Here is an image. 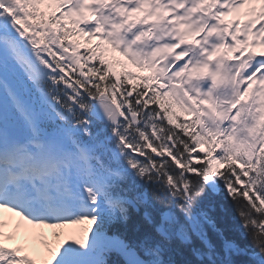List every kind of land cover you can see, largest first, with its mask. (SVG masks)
<instances>
[{"label":"snow or ice","instance_id":"obj_1","mask_svg":"<svg viewBox=\"0 0 264 264\" xmlns=\"http://www.w3.org/2000/svg\"><path fill=\"white\" fill-rule=\"evenodd\" d=\"M0 264H264V0H0Z\"/></svg>","mask_w":264,"mask_h":264},{"label":"rangeland","instance_id":"obj_2","mask_svg":"<svg viewBox=\"0 0 264 264\" xmlns=\"http://www.w3.org/2000/svg\"><path fill=\"white\" fill-rule=\"evenodd\" d=\"M47 239V241L48 240H53L54 238H53V236L51 235L49 238H46Z\"/></svg>","mask_w":264,"mask_h":264}]
</instances>
